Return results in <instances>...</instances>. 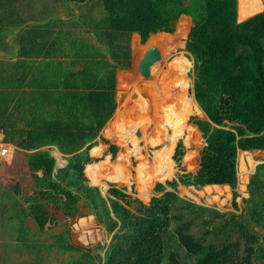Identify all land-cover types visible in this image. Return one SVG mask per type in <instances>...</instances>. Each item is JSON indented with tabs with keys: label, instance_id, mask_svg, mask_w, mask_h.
Returning <instances> with one entry per match:
<instances>
[{
	"label": "trees",
	"instance_id": "trees-1",
	"mask_svg": "<svg viewBox=\"0 0 264 264\" xmlns=\"http://www.w3.org/2000/svg\"><path fill=\"white\" fill-rule=\"evenodd\" d=\"M69 1L78 8V18L57 17L45 24L28 25L14 41L20 46L21 58L23 54L29 55L23 49L27 43L29 47L34 43L39 29L46 32L60 25L88 29L92 33L94 43L80 36L74 40L79 45L85 44L88 50L99 51L80 55L78 62L83 69H97L101 65L108 69L103 77L111 81L110 85H103V91L92 96L97 97L90 107L94 124L85 127L51 123L41 127L43 130L34 131L33 127L14 131V119L10 117L20 100L22 66L8 63L6 68L5 57L0 59V129L5 142L20 136L15 142L24 150L33 184L31 191L22 197L25 205L16 198L22 195L18 184L11 185L15 197L7 190L0 193L1 197L12 196L17 211L14 228H10L15 244L22 249L19 252L28 250L31 257L22 264H37L34 258L41 256L43 247L48 248V254L56 250L71 255L60 264H255L263 261L264 161L249 176L242 207L236 201L239 194L235 189L238 153L264 151V10L238 21L237 0H0V49L7 47L5 39L9 33L32 18L29 15L45 20L60 11L54 8L57 4L65 12ZM94 9L100 16L92 23L89 17ZM183 14L191 21L184 50L193 62L192 95L206 116L202 119L191 116L188 120L196 125L204 139L198 168L195 172L185 171L181 163L185 147L179 139L172 154L179 172L165 183L156 182L153 187L156 194L148 202L114 184H109L103 195L98 186L89 183L84 168L93 162L89 150L115 111L114 73L116 68L130 66V34L137 33L140 43L145 44L152 34L173 33ZM29 33L33 34L29 36ZM181 34L178 22L173 35ZM151 37L147 45L151 44ZM176 39L174 44L178 46ZM70 43L75 45L71 40ZM104 50L112 62L104 61L107 56ZM102 110L107 113L101 114ZM175 126L169 124L174 131ZM102 140L114 157L118 146ZM42 144L55 145L66 155V165L56 169L49 151L39 148ZM179 185L197 188L228 185L232 189L231 204L240 212L227 215L183 198L176 191ZM85 215H93L112 234L108 243L86 248L70 242L66 220ZM28 216L38 234L62 224L61 230L52 235V242L44 243L26 225Z\"/></svg>",
	"mask_w": 264,
	"mask_h": 264
},
{
	"label": "rangeland",
	"instance_id": "rangeland-1",
	"mask_svg": "<svg viewBox=\"0 0 264 264\" xmlns=\"http://www.w3.org/2000/svg\"><path fill=\"white\" fill-rule=\"evenodd\" d=\"M259 4L263 10L264 0H259ZM95 11L96 9L92 12L93 17L90 13V22L100 16ZM240 11L241 7L238 6L239 21L250 16H244ZM184 18L178 21L182 29V34L178 37L173 35L177 29L176 24L173 33L160 32L152 35L150 45L147 43L141 45L138 41L134 43L130 66L119 74V106L106 132V139L116 144L118 151L112 159L106 144L103 145V149L100 147L93 149L95 155H100L102 150L103 154L93 157L92 164L86 165L84 169L89 183L97 185L103 195L109 184H114L117 187H125L134 197L148 202L150 197L156 194L153 192L156 182L170 180L179 172L171 158L179 139H182L185 147L181 162L185 171L195 172L198 168L199 150L204 145V139L197 127L188 120L191 116L202 119L204 115L192 96L193 62L191 56L184 50L190 20L186 16ZM175 38L178 46L174 44ZM150 46L158 48L160 59L150 66L149 75L144 76L138 71V64ZM169 124H176V130L169 127ZM14 161L18 162V165L12 169L10 167L13 166L8 165L7 169L10 170L0 165V169L5 170V172L3 169L0 170V177L2 176L0 193L7 190L15 197L11 185L16 182L22 194L16 198L25 205L22 197L31 191L33 184L23 162L17 159V156ZM263 161L264 151L239 152V180L235 190L239 194L236 201L240 207L242 197L247 196L246 184L249 176L255 166ZM12 174L15 175L14 179L9 178L13 176ZM176 191L183 198L214 207L227 215L240 212L235 211L231 204L232 189L227 185H206L199 188L179 185ZM12 196H0V264H22L23 261L31 260L28 250H23L24 253L19 252L20 248L15 244L16 238L11 231L16 223L17 212L12 204L13 199L10 198ZM5 217L12 218L5 221ZM66 224L70 232V242L86 248H94L97 243H108L112 235L105 231L93 215L69 218ZM26 225L32 234H37L40 241L49 243L53 241L52 235L61 230L62 224L39 234L29 216L26 218ZM5 228L7 230L3 232ZM43 250L38 259L34 258L35 263L58 264L71 258L69 253L51 250L48 254V248L43 247ZM4 258H7L6 261ZM255 264H264V260Z\"/></svg>",
	"mask_w": 264,
	"mask_h": 264
},
{
	"label": "crops",
	"instance_id": "crops-1",
	"mask_svg": "<svg viewBox=\"0 0 264 264\" xmlns=\"http://www.w3.org/2000/svg\"><path fill=\"white\" fill-rule=\"evenodd\" d=\"M54 8L55 9L58 8L60 9V11L54 13L45 20H37L38 16L35 14L29 15L32 18L26 21L23 25L16 28L11 33H9L5 39L7 43V47L4 49H0V59L2 57H5L6 68L8 66V63H10V65L11 63H21L22 66L21 74L19 76V78L22 81L20 100L17 101L18 105L16 106V110L15 112H13L12 116L10 117L14 119V125H15V129L13 128L14 131L17 129H19V131H25L32 129L33 127H34L33 128L34 131L43 130L42 128H44L46 125L51 123H64V124H68L69 126L84 125L85 127H89L91 124H94L96 122L95 117H93L94 114L92 112V108L90 107H92V103L97 97L93 98L92 96L97 95L99 91H103L104 90L103 85L111 84L110 79L103 77L104 73L108 71L107 68L105 67L102 68L101 65H98L97 69H93V68L83 69L82 63L78 62L80 61L79 59L80 55H82L83 53L86 54L87 52H92V51L95 52L92 49L88 50L85 44L79 45L74 40L75 38H79L80 36V37H84L87 41L94 43L95 38L88 29L61 27L60 25L52 28L50 27L46 30V32L45 29H39L38 31L39 36L36 40H34V43L30 47L28 43L25 45L26 46L25 48L23 47L24 48L23 52L24 53L27 52L29 55L23 54L20 58V51H21L20 46L18 45L17 42L14 41V39L22 29H24L25 27L31 24L48 23L49 21L57 17H61V19L63 20H70L77 17L79 13V10L75 6V3L71 1L68 2V9H66L65 12L62 11V9L60 8V4H57V6H55ZM28 9L29 11H33L30 10V8ZM28 9L26 10L28 11ZM71 10L73 13L72 15H70ZM184 16L189 18L187 15L183 14L179 17V19L182 17L184 18ZM34 17H37V19H35ZM237 19H238V0H237ZM190 25H191V21H190ZM31 34L33 33H29V36H31ZM152 35H150L149 38ZM70 40L74 42L75 44L74 46H72L73 43H70ZM148 40L146 41V43L148 42ZM137 41L140 43L139 35L137 33L130 34L129 37V46H130V54H131L130 62L133 59L132 46ZM99 48L105 49L102 46H99ZM97 52L99 51H96L95 53ZM103 54L107 55L104 61H108V62L113 61L106 53V50L103 51ZM123 70L125 69H120V68L115 69L114 100H115L116 108L112 117L109 120H107L104 126L99 130L94 140L95 145L92 146L89 150V155L92 158L101 156L103 154V150H102L100 155H95L93 153V149L97 147L102 148L103 145L106 144L105 142H103L102 139L103 138L106 139L107 126L112 121L119 106V99H118L119 97L118 89L120 85L119 74ZM81 72H84V75H79ZM106 113L107 112H104L102 110L101 114H106ZM29 124L32 127H29L28 126ZM12 140L14 141L5 142L4 133L0 129V145L8 147V152L5 155H0V165L6 166V170H10V168L12 169L16 165H18V162L14 161V158L16 159V156L17 159H20V161H22L24 166L26 167L24 150L20 149L16 143L20 140V136L16 135L13 137ZM106 145L108 146V144ZM39 148L49 151L50 155L55 159L56 169L66 165L67 163V160L65 159L66 155L62 154L55 145L46 144ZM114 157L111 158L113 159ZM238 157H239V153H238ZM8 165L9 166L12 165L13 167L7 169V167H9ZM1 169H3V172H5L4 168ZM9 178L14 179L15 175L11 177L9 176ZM1 179L2 176L0 177V181H2ZM161 183H165V182H161ZM13 184H17V183L14 182ZM62 262L65 261L63 260ZM60 263L61 262H59L58 264Z\"/></svg>",
	"mask_w": 264,
	"mask_h": 264
},
{
	"label": "water",
	"instance_id": "water-1",
	"mask_svg": "<svg viewBox=\"0 0 264 264\" xmlns=\"http://www.w3.org/2000/svg\"><path fill=\"white\" fill-rule=\"evenodd\" d=\"M160 59V52L158 50L157 47L155 46H150L148 47L142 58L140 59L139 61V64H138V71L144 75V76H148L149 73H150V66L156 62L157 60ZM204 115V114H203ZM204 118H206V116L204 115ZM255 171V168L254 170L252 171V173H254Z\"/></svg>",
	"mask_w": 264,
	"mask_h": 264
},
{
	"label": "bare ground",
	"instance_id": "bare-ground-1",
	"mask_svg": "<svg viewBox=\"0 0 264 264\" xmlns=\"http://www.w3.org/2000/svg\"><path fill=\"white\" fill-rule=\"evenodd\" d=\"M238 3L239 8L241 7L240 12L244 16L251 15L261 10L259 0H238Z\"/></svg>",
	"mask_w": 264,
	"mask_h": 264
},
{
	"label": "built area",
	"instance_id": "built-area-1",
	"mask_svg": "<svg viewBox=\"0 0 264 264\" xmlns=\"http://www.w3.org/2000/svg\"><path fill=\"white\" fill-rule=\"evenodd\" d=\"M8 152V147L0 145V155H5Z\"/></svg>",
	"mask_w": 264,
	"mask_h": 264
},
{
	"label": "flooded vegetation",
	"instance_id": "flooded-vegetation-1",
	"mask_svg": "<svg viewBox=\"0 0 264 264\" xmlns=\"http://www.w3.org/2000/svg\"><path fill=\"white\" fill-rule=\"evenodd\" d=\"M7 253V252H6Z\"/></svg>",
	"mask_w": 264,
	"mask_h": 264
}]
</instances>
